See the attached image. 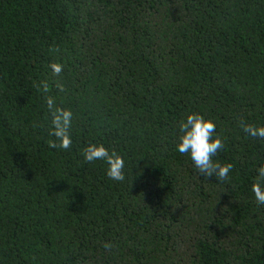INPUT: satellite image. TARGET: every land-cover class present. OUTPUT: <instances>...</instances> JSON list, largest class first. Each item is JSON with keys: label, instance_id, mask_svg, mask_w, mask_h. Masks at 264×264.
I'll return each instance as SVG.
<instances>
[{"label": "trees", "instance_id": "trees-1", "mask_svg": "<svg viewBox=\"0 0 264 264\" xmlns=\"http://www.w3.org/2000/svg\"><path fill=\"white\" fill-rule=\"evenodd\" d=\"M48 97L73 113L67 150ZM189 112L215 123L227 180L176 151ZM249 124L264 0H0V264H264ZM90 142L125 157L124 182L84 162Z\"/></svg>", "mask_w": 264, "mask_h": 264}, {"label": "clouds", "instance_id": "clouds-1", "mask_svg": "<svg viewBox=\"0 0 264 264\" xmlns=\"http://www.w3.org/2000/svg\"><path fill=\"white\" fill-rule=\"evenodd\" d=\"M51 70L59 75L62 65L52 64ZM47 107L51 114V132L54 137L49 147L67 150L72 144L69 132L73 113L56 105L52 97L47 98ZM243 130L251 137L264 138V125H242ZM176 136V151L190 157L195 169L203 175H213L221 181L230 177L233 169L231 163L221 164L213 160L216 153L223 148L221 138L213 137L216 125L199 113L189 112L178 122ZM84 162L96 161L105 165V175L112 181L124 182L126 180L125 157L115 150H110L103 143L90 142L81 151ZM252 194L256 202L264 205V166L257 168L256 177L252 187ZM107 247V245H106Z\"/></svg>", "mask_w": 264, "mask_h": 264}]
</instances>
